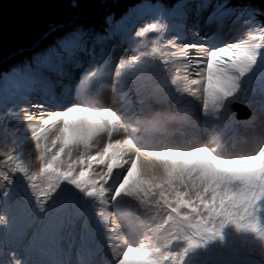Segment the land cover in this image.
Masks as SVG:
<instances>
[{"label": "snow or ice", "instance_id": "1", "mask_svg": "<svg viewBox=\"0 0 264 264\" xmlns=\"http://www.w3.org/2000/svg\"><path fill=\"white\" fill-rule=\"evenodd\" d=\"M70 7L14 66L31 90L0 95V264L73 248L76 264H264V0L145 3L100 26ZM39 239L68 258L32 259Z\"/></svg>", "mask_w": 264, "mask_h": 264}, {"label": "water", "instance_id": "2", "mask_svg": "<svg viewBox=\"0 0 264 264\" xmlns=\"http://www.w3.org/2000/svg\"><path fill=\"white\" fill-rule=\"evenodd\" d=\"M72 2L73 0H0V61L37 42L50 22H67L72 15ZM77 2L82 3L84 11L94 17L96 12L103 9L105 2L113 0Z\"/></svg>", "mask_w": 264, "mask_h": 264}, {"label": "rangeland", "instance_id": "3", "mask_svg": "<svg viewBox=\"0 0 264 264\" xmlns=\"http://www.w3.org/2000/svg\"><path fill=\"white\" fill-rule=\"evenodd\" d=\"M121 1L122 0H117L116 2H115V0H113V2H105L104 4H105V6L103 7V9L101 10V13L98 15L100 18H101V20L103 21V17L105 16V15H107V14H109V13H112V14H115L118 10H120V6H118L115 10H117V11H115V10H113V6H111L110 4H113V3H121ZM137 0H134V2H136ZM134 2H132V3H129V4H126V6H124V9L121 11V14L123 13V11L125 12L126 10H127V7H129V8H131L132 7V5H134ZM125 5V4H124ZM123 8V7H122ZM96 13H99V12H96ZM95 13V14H96ZM100 20V21H101ZM90 23H92V22H90ZM202 29H206V27L205 26H203V25H200V31H202ZM208 34V35H211L209 32H203L202 33V36H204L205 34ZM21 52H17L16 54H15V56L16 55H18L19 56V54H20ZM18 56H16V57H14V58H12V60H8L7 58L5 59V60H2V61H0V70H1V68H4L5 67V65L7 64V63H11V62H15L16 61V59H17V57ZM24 57V56H23ZM10 67V65H7V67L6 68H9ZM232 232H233V235H232V240H236L237 239V235L234 233V230H232ZM230 243H231V240H230ZM240 247H243V245H239Z\"/></svg>", "mask_w": 264, "mask_h": 264}, {"label": "bare ground", "instance_id": "4", "mask_svg": "<svg viewBox=\"0 0 264 264\" xmlns=\"http://www.w3.org/2000/svg\"><path fill=\"white\" fill-rule=\"evenodd\" d=\"M124 1H125V0L121 1V3H124ZM118 6H121V5H118ZM118 6L113 7V10H115ZM120 9H122V7H120ZM98 12H99V11H98ZM100 13H101V12H100ZM100 13H96V15H99ZM99 19H100L99 16H98V17H94V18L92 17V18L90 19L89 22H94V23L97 25ZM29 48L32 49L33 47H29Z\"/></svg>", "mask_w": 264, "mask_h": 264}]
</instances>
